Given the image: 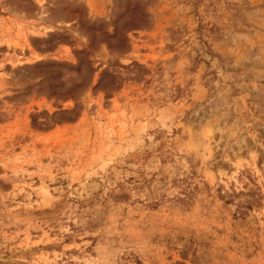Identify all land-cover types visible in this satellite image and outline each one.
Instances as JSON below:
<instances>
[{"label": "rangeland", "instance_id": "obj_1", "mask_svg": "<svg viewBox=\"0 0 264 264\" xmlns=\"http://www.w3.org/2000/svg\"><path fill=\"white\" fill-rule=\"evenodd\" d=\"M0 264H264V0H0Z\"/></svg>", "mask_w": 264, "mask_h": 264}]
</instances>
